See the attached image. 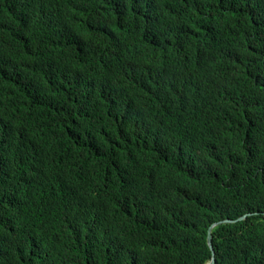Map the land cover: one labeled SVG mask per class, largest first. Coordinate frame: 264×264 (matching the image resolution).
I'll use <instances>...</instances> for the list:
<instances>
[{"label":"trees","instance_id":"obj_1","mask_svg":"<svg viewBox=\"0 0 264 264\" xmlns=\"http://www.w3.org/2000/svg\"><path fill=\"white\" fill-rule=\"evenodd\" d=\"M262 2L0 0V264H264Z\"/></svg>","mask_w":264,"mask_h":264},{"label":"clouds","instance_id":"obj_2","mask_svg":"<svg viewBox=\"0 0 264 264\" xmlns=\"http://www.w3.org/2000/svg\"><path fill=\"white\" fill-rule=\"evenodd\" d=\"M254 1L256 2L258 0H254ZM261 8L263 10L262 12H258V18L260 19V21H264V2H262ZM3 16H4L6 24H8V28L5 29L3 32L0 31V44L10 45L14 42V40L16 39L18 35V28L15 26L10 16H7V15H3ZM210 17H211V21H210L211 23H213V18H216V17H220V18H223L224 20H232V21H242L244 19V18H237L235 15V12L233 11V8L229 6L227 3L223 4L219 14H217L216 16L210 15ZM33 19L34 17L31 12L29 24L33 23L34 21ZM189 21H190V25L188 27H182L180 29V32L184 34L189 32L190 37L199 44L200 37L198 36L197 32L198 30H202V31L204 30L199 29L198 23L193 17L189 16ZM217 27H218V30L222 31V32H219L220 33L219 42L221 43L224 37L225 38L228 37V34H225V29L221 25ZM148 34L150 35V30L148 31ZM208 36L211 40H215L213 36H210V35ZM115 108H120V106L117 105ZM4 128H5V123H3L0 120V129L3 130ZM114 165L116 168L121 170L124 167H128L130 165V162L129 160H120L117 158L114 161Z\"/></svg>","mask_w":264,"mask_h":264},{"label":"water","instance_id":"obj_3","mask_svg":"<svg viewBox=\"0 0 264 264\" xmlns=\"http://www.w3.org/2000/svg\"><path fill=\"white\" fill-rule=\"evenodd\" d=\"M246 217H247V215H245L243 217H240L239 220H243ZM233 222H235V221L228 219V220H225V221L216 222V223L212 224L211 227L209 228L208 236H207V243H208L209 248L212 251V258L207 264H215L214 248H213V244H212V234H211L212 228L217 226L218 224H221V223H233Z\"/></svg>","mask_w":264,"mask_h":264}]
</instances>
